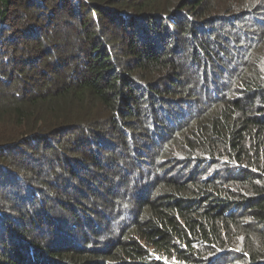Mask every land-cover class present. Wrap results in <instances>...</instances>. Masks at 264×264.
Segmentation results:
<instances>
[{"label": "trees", "instance_id": "trees-1", "mask_svg": "<svg viewBox=\"0 0 264 264\" xmlns=\"http://www.w3.org/2000/svg\"><path fill=\"white\" fill-rule=\"evenodd\" d=\"M151 251L264 264V0H0V264Z\"/></svg>", "mask_w": 264, "mask_h": 264}, {"label": "rangeland", "instance_id": "rangeland-1", "mask_svg": "<svg viewBox=\"0 0 264 264\" xmlns=\"http://www.w3.org/2000/svg\"><path fill=\"white\" fill-rule=\"evenodd\" d=\"M188 70H189V68H188ZM129 168H130L129 172L134 177H135V175H137L139 173V170H140L139 167L129 166ZM133 180H134V182L137 183V179L136 178H134ZM96 211H98V212H96ZM100 212L103 215H104L103 212H105L107 217H109L110 215L112 216V213H113L112 211H109V212L107 210L105 211L104 208H98L96 210L84 212L83 216L89 218L88 221H90V222L93 221L92 224L95 226V229L105 233V236L100 240V242H101L100 246H101V249H106V248L109 247V244L112 241V237L116 235L117 232L115 230H116V227L118 225L116 223H114L113 224V229L111 231V234L110 233L107 234L106 230H107L108 227L104 225L105 224L104 220L100 219V216H102L100 214ZM87 214H89V215H87ZM111 221L114 222V218L111 217ZM84 222H86V221H84ZM90 235H91L92 238H94L96 240V235L91 230H90ZM161 256L162 255H160V254H155L153 251H151L149 253V258H154L156 261H163L164 264H177V261L175 259L168 260L167 258L161 257Z\"/></svg>", "mask_w": 264, "mask_h": 264}]
</instances>
